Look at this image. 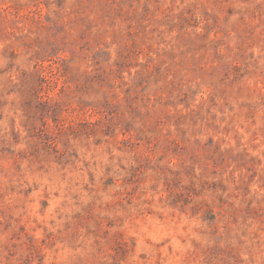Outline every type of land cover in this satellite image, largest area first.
<instances>
[{
	"label": "rangeland",
	"instance_id": "374dc122",
	"mask_svg": "<svg viewBox=\"0 0 264 264\" xmlns=\"http://www.w3.org/2000/svg\"><path fill=\"white\" fill-rule=\"evenodd\" d=\"M0 264H264V0H0Z\"/></svg>",
	"mask_w": 264,
	"mask_h": 264
}]
</instances>
